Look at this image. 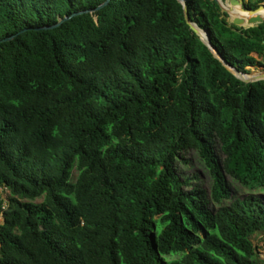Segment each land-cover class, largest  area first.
<instances>
[{"label":"trees","instance_id":"obj_1","mask_svg":"<svg viewBox=\"0 0 264 264\" xmlns=\"http://www.w3.org/2000/svg\"><path fill=\"white\" fill-rule=\"evenodd\" d=\"M187 4L259 64L264 23ZM0 188V264H262L264 81L178 0H0Z\"/></svg>","mask_w":264,"mask_h":264},{"label":"water","instance_id":"obj_2","mask_svg":"<svg viewBox=\"0 0 264 264\" xmlns=\"http://www.w3.org/2000/svg\"><path fill=\"white\" fill-rule=\"evenodd\" d=\"M184 8L185 18L192 32V36H196L203 43L205 47L212 53L214 58L218 60L233 76L242 82L256 83L264 81L263 77H254V78H244L240 74L239 70L229 64L227 60L224 58L222 53L214 46L212 42V37L210 32L204 28L200 23L193 21L190 15V10L188 8L187 0H178ZM219 7L222 12L227 14L230 18L231 24L242 27V28H250L255 27L259 24L264 23V17L261 15V12L264 11V4H262L258 9H248L246 8L245 0H213ZM237 9H240L241 13L238 12ZM95 12V11H89ZM246 15H244V14ZM68 20V18L61 19L59 25H61L64 21Z\"/></svg>","mask_w":264,"mask_h":264},{"label":"rangeland","instance_id":"obj_3","mask_svg":"<svg viewBox=\"0 0 264 264\" xmlns=\"http://www.w3.org/2000/svg\"><path fill=\"white\" fill-rule=\"evenodd\" d=\"M245 1L249 2V1H256V0H245ZM227 20L230 22L229 17H227ZM254 57L256 58V60L259 64L254 66V67L247 68L246 73L249 75H252V76L263 75L264 74V57H259L258 55H254ZM182 173L185 177L186 176L187 177H193L195 173L199 174V176H200L199 182L205 188H207V189L209 188V185H210L209 176L207 175L205 170L202 169L201 164L199 161H197V159L193 158L192 159V165L186 166V168H183ZM75 176H76V172L74 171L72 181H74ZM231 185H232L234 190L239 192L238 194H242L245 192V190L242 187H240L238 184L232 183ZM0 196L2 198L6 199L8 197V192L6 190L0 188ZM41 201H42V199L36 200V202H41ZM1 222H2V220H1ZM253 242H254V245L257 249V252L260 254L262 264H264V239H263V236L254 237Z\"/></svg>","mask_w":264,"mask_h":264},{"label":"bare ground","instance_id":"obj_4","mask_svg":"<svg viewBox=\"0 0 264 264\" xmlns=\"http://www.w3.org/2000/svg\"><path fill=\"white\" fill-rule=\"evenodd\" d=\"M238 10V12L239 13H241V11H240V9H237ZM242 14V13H241ZM244 14V13H243ZM244 15H246V14H244ZM261 15L264 17V11H262L261 12ZM239 72H241L240 74L242 75V77H244V78H254V77H263L264 78V74L263 75H254V76H252V75H249V74H247L246 72H242V71H240L239 70Z\"/></svg>","mask_w":264,"mask_h":264},{"label":"crops","instance_id":"obj_5","mask_svg":"<svg viewBox=\"0 0 264 264\" xmlns=\"http://www.w3.org/2000/svg\"><path fill=\"white\" fill-rule=\"evenodd\" d=\"M231 23V22H230Z\"/></svg>","mask_w":264,"mask_h":264}]
</instances>
